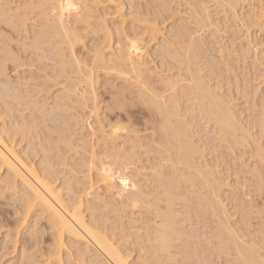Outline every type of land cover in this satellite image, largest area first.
I'll list each match as a JSON object with an SVG mask.
<instances>
[{"label":"bare ground","instance_id":"6f19581e","mask_svg":"<svg viewBox=\"0 0 264 264\" xmlns=\"http://www.w3.org/2000/svg\"><path fill=\"white\" fill-rule=\"evenodd\" d=\"M207 1L0 0V264H216V259L221 260L220 264H264V251L260 253L257 240L245 245L246 231L253 228L250 209L258 198L262 202L257 207L264 211V100L258 104L260 111L258 116L255 115L254 125L244 124L254 126L247 129L241 124L243 121L238 122L239 110L236 112L237 109L234 111L229 106L237 96L231 97L232 100L224 98L226 95L220 96L218 88L216 94L211 90L216 86L211 88L208 85L212 80L207 84L199 75L201 67L196 65L197 58H203L209 49L205 42L208 37L203 34L218 35L222 31L220 26H224L221 20L217 21L218 18L211 20L213 6L210 12L209 2L226 5L229 17L238 26L264 30V0H255L256 5L246 11V18L239 17L244 14H241L245 8L240 7L242 0ZM223 8L221 6L222 15ZM216 13L215 16L220 15ZM29 21H32L31 31L38 28L33 31L32 41L26 35ZM81 30L89 44L86 59L83 54L78 57L81 53L76 55L75 51L84 38L79 34ZM214 37L211 39L215 42ZM243 37L240 36L241 41L246 39ZM255 42L248 38L245 46H238L242 48L241 54L259 51L250 60L261 69L264 50L259 48L263 43L260 40ZM42 61L53 64L54 68L46 65L53 69L51 75L43 72L44 68L47 70L46 66L38 70V62ZM226 67L224 70L229 72ZM174 70L176 75L172 73ZM212 70L211 74L220 79V74ZM25 71H29V77H25ZM218 72L223 73L221 69ZM59 77L65 80L51 84L59 88L54 101L48 98L54 102L51 106L45 98H40V93L49 87L45 88V82L52 78L58 81ZM39 78L43 80L41 84L34 81L40 83ZM30 79L37 84H30ZM26 82L30 84V92ZM100 88L103 91L98 93ZM186 96L196 105L198 110L195 111L199 115L202 113L203 118L205 116L203 129L208 127L213 132L207 134L204 132L206 128L199 131L195 126L198 129L196 134L204 132L211 136L216 131L217 138L213 135L218 139L216 141L236 146L239 154L232 158L236 157L241 162L236 160L237 164L244 169L237 170L247 175V182L251 180V183L242 185L240 178L242 187L238 188L241 190L236 191L235 185L231 186L234 191L228 187L233 193L229 199L228 194L225 196L227 202L221 199L218 190L227 183L215 185L216 180L224 179L217 178L214 171L219 166L214 165V159H205L211 141L204 144L208 143L206 134L200 137L207 141L199 139L195 131L192 134L189 127H194L190 124L194 117L188 123L184 119L188 113H182L185 117L179 110V103L182 104ZM88 101L91 102L90 108ZM105 101V107L100 108V103ZM46 102L52 108H47ZM77 104L82 115L70 113L76 112L74 105ZM20 108L36 112L44 126L51 123L50 128L41 124L44 129L39 132L43 134V143L42 139L38 140V144L41 143L37 145L39 149L34 144L37 142L35 130L33 139H29L27 135L32 131L28 133L23 128L20 131L18 125H14L16 121L12 123L9 119L8 114H14ZM246 110L249 112L250 109ZM57 111L65 116L59 113L56 119L54 112L57 114ZM28 125L32 126L31 121ZM45 128L49 132H44ZM252 128L257 129L254 134L249 133ZM50 132L58 134L55 136L58 138L49 137ZM16 135H20V139H15ZM193 135L200 142L194 141ZM202 147L207 148L204 151ZM233 150L236 149L230 151ZM216 152L217 149L212 154L216 156ZM222 154L218 157L219 165L221 161L233 160L224 157L221 160ZM229 161L224 162L226 168L231 164ZM236 175L239 178L240 175ZM234 192L240 197L234 196ZM199 212L206 215L205 222L200 219L203 215L200 216ZM257 214L255 212V218L260 217ZM235 215L239 219L237 223L233 222L236 219L232 221ZM261 219L258 230L262 234L259 238L263 239L264 217ZM239 230L246 232L245 237L239 236ZM231 254L233 259L229 258Z\"/></svg>","mask_w":264,"mask_h":264},{"label":"rangeland","instance_id":"374dc122","mask_svg":"<svg viewBox=\"0 0 264 264\" xmlns=\"http://www.w3.org/2000/svg\"><path fill=\"white\" fill-rule=\"evenodd\" d=\"M8 1H10V0H8ZM209 1H210V0H209ZM209 1H207V2H209ZM217 1H219V0H217ZM250 1H251V2H250ZM254 1H255V0H247L248 3H246V0H242V1H241V5H240V7H241V8H242V7H245V8H244V11H242L241 14L244 13L245 15L242 14V16H239V17H241V18H243V17H245V16L247 17L248 14L246 13V11H248V10L251 8V5H253V4L256 5V1H255V2H254ZM214 2H215V1H214ZM244 2H245V3H244ZM211 3H212V1L208 3V4L210 5V9H209V11H210V12H211L212 10L214 11V10H215L214 8H217L218 13H220V15H221V16H220L218 13H216L217 11H214V12L216 13V15L218 14L217 16H220V17H217V16H215V13H213V11H212L211 14H210V16H211V20H216L217 18H218L217 21H218V20H221L222 22L220 21V23L224 25V26H223L224 28L220 26V29H221L222 31H224V32L220 31V32H222V33L218 32V35H217V33H216L215 35H216L218 38H217V37L215 38V37H214L215 35L212 36L210 33H209V34H208V33H205V35L203 34V37H204V36H207V37H208V39L205 37V38H204V41L207 39L205 42L207 43L209 49L207 48L208 50H206V51H207V52H206L207 55L204 54L203 58H201V56L198 57L200 60L197 58V60L200 62V63H199V62H197V63L201 65V66H200V65L198 66V64H196L198 68L201 67V69H200V72H201V73L199 72V73H200L199 75L202 76V78L205 79V81L207 82V84H208V81L210 82V81L212 80V81L210 82V84H208V85H210L211 88H213L212 85H214V87L216 86L215 89H214V88L211 89V90H213V91L215 90V91H216V92H215L216 94H217V92L219 91V95H220V96H225V95H226L227 97L225 96L224 98H230V99H231V97H232V99H233L234 97L237 96V99H236V98L233 99V100H235L234 102H233L232 99H231L232 101L230 100V101L232 102V104H230L231 102L229 101V104H230L229 106H230L231 108H233L234 111H236V109H237L236 112H238V110H239V113L242 112L241 115H240L239 113L237 114L238 122H239V121H241V122L243 121V123L239 122V123H241L242 125H244V124L248 125V123H251L252 125H254V121L257 120V118H256L255 115L258 116V114H259L258 111H260V106H258V104L260 105L261 101L263 102V100H264V96H263V95H264V94H263V93H264V77H263V76H264V75H263V74H264V72H263V71H264V70H263V69H264V68H263L264 66H262L261 69H260V66H255V64L252 63V62H254V60H250V59H254V55L257 54V53H259V51H256V52H255V51H254V52L252 51L253 53L250 51L248 54L242 52V54H241V52H240L241 50H240V49H242V48H240V46H238V45H241V46L244 45V46H245L246 41H247L248 38H249V40H252L253 42H255V41L258 42V41L260 40V41H262L263 44H262L261 48H259V49H260V51H261L262 49L264 50V42H263V41H264V40H263L264 38H262V37H264V30L261 29V30H262V31H261V30H259L258 27H256L257 29H254L255 27H250V28L248 27L247 29H248V30L250 29V30L248 31L247 29H245L246 27H243V26L240 27L241 25L238 26L237 23L235 24V22H233L234 19H232L231 16L229 17V11H227L228 9H227V10L225 9V8H226V5L224 6V4H220V3H218L219 5H218V4H215V5H216V6H215V5H213L214 3H213V4H211ZM215 3H216V2H215ZM243 3H244V4H243ZM251 3H252V4H251ZM246 4H247V6H246ZM248 4H250V5H248ZM11 6H14V4H12ZM212 6H213L214 8H213ZM221 6L224 7L223 10L225 9V10H224V13H223L224 16L221 14V10H222V9H221ZM211 7H212V10H211ZM218 7H220V8H218ZM248 7H249V8H248ZM227 8H229V7L227 6ZM238 8H239V7H238ZM219 9H220V12H219ZM225 11L228 12V13H226ZM222 12H223V11H222ZM225 13L227 14V16H226ZM239 13H240V11H239ZM213 15H214V16H213ZM249 16H251V14H250ZM222 17H223V20H222ZM246 17H245V18H246ZM225 18H226L227 20H226ZM251 18H253V17L251 16ZM224 19H225V20H224ZM230 19H231V20H230ZM228 20H229V21H228ZM31 22H32V21H29V22L26 23V28L29 29V30H27V31H29V32H28V34H26V35H27V37H30V38H29L30 41H32L31 39H32V36H33V31L35 30L34 28H33V31L30 30V29H32V24H31ZM224 22H225V24H224ZM221 24H220V25H221ZM226 24H227L228 26H227ZM232 24H233V25H232ZM30 25H31V26H30ZM36 25H37V24H36ZM225 25H226V27H225ZM236 25H237V26H236ZM235 26L238 27V28L236 29ZM225 28H226V29H225ZM233 28H234V29H233ZM223 29H224V30H223ZM229 29H230V30H229ZM244 29H245V30H244ZM36 30H38V28H37ZM36 30H35V31H36ZM225 30H226V31H225ZM241 30H242V31H241ZM246 30H247V31H246ZM257 30H259V31H257ZM35 31H34V32H35ZM227 31H228V32H227ZM233 31H234V32H233ZM237 31H238V32H237ZM245 31H246V32H245ZM260 31H261V32H260ZM79 32H80L79 34H80L81 36H83V35L85 34L82 30L79 31ZM244 32L247 33V34H245ZM259 32H260V33H259ZM230 33H231V34H230ZM242 33H243V34H242ZM262 33H263V34H262ZM206 34H207V35H206ZM219 34H220V35H219ZM223 34H224V35H223ZM227 34H228V35H227ZM255 34H257L258 36H256ZM28 35H29V36H28ZM209 35H211V36L209 37ZM226 35H227V36H226ZM245 35H246V36H245ZM247 35H249V36H247ZM84 36H85V35H84ZM84 36H83V37H84ZM219 36H220L221 38H220ZM222 36L225 38L224 40L222 39V38H223ZM240 36H241V38H242V36H244L243 38L246 37V39H244V41H241V40H243V39H241ZM211 37H214V38H215V42H214V39H211ZM251 37H252V38H251ZM209 38H210V39H209ZM230 38L232 39L233 42L231 41ZM259 38H260V39H259ZM217 39H219L220 42H219ZM228 39H229V40H228ZM240 39H241V40H240ZM253 39H254V40H253ZM255 39H256V40H255ZM261 39H262V40H261ZM29 40H28L27 42H30ZM83 40H84V41H83ZM83 40H82L81 43H82V44H83V43H86V44H87V41H86V38H85V37L83 38ZM216 40H217V41H216ZM212 41H213V42H212ZM239 41H240V42H239ZM208 42H209V43L211 42V44H208ZM227 42H228V43L230 42L231 44H230V43L228 44ZM237 42H239V43H237ZM244 42H245V44H244ZM216 43H217V44H216ZM221 43H222V44H221ZM224 43H225L226 45H225ZM255 43H256V42H255ZM82 44H79V45H77V47H75V48H76V50H75V51H76V55H78V53H79V54L81 53L80 55H78V57H79V56L81 57L82 54H83L82 57H85V53L87 52L86 49H87V47H88L89 44H87V45H85V44L82 45ZM232 44H233V46H232ZM253 44H254V43H253ZM211 45H212V46H211ZM215 45H216L217 47H216ZM219 45H221V46H219ZM228 45H230V46H228ZM223 46H224V47H223ZM83 47H84V48L86 47V48L84 49ZM211 47H213L214 50H213V48H211ZM220 47H221V48H220ZM226 47H228V48H226ZM232 47H233V48H232ZM82 48H83V50H82ZM219 48H220L221 50H220ZM236 48H237V49H236ZM222 49H224V50H222ZM225 49H226V50H225ZM227 49H228V50H227ZM231 49H232V51H231ZM210 50H211L212 52H211ZM216 50H217V52H216ZM80 51H81V52H80ZM83 51H84V52H83ZM213 51H214V52H213ZM218 51H219V52H218ZM224 51H225V52H224ZM228 51L231 52V53L228 54ZM233 51H235V55H234V56H233V54H234ZM237 51H239V52H237ZM82 52H83V53H82ZM209 52H210L211 54H209ZM218 53H220V55H219L220 58L218 57ZM225 53H226V55H225ZM236 53H238V54H236ZM215 54H216L217 56H216ZM239 54H240V55H239ZM221 55H223V56H221ZM227 55H230V56H229L230 58H229V57H226ZM241 55H243V56L241 57ZM246 55H247V56H246ZM248 55H249V56H248ZM252 55H253V56H252ZM238 56H239V57H238ZM86 57H87V55H86ZM86 57H85V59H86ZM205 57H206V59H205ZM214 57H215V58H214ZM217 57H218V58H217ZM235 57H236V58L238 57V58L241 59V60H239L238 58H237V60H236ZM240 57H241V58H240ZM243 57H244V58H243ZM212 58H213V60H212ZM201 59H202V60H201ZM207 59H208V60H207ZM215 59H217V60L219 59V60L217 61V60H215ZM223 59H224V60H223ZM242 59H243V60H242ZM245 59H246V60H245ZM206 60H207V61H206ZM210 60H211V61H210ZM249 60H250V61H249ZM213 61H214V62H213ZM223 61H224V63H223ZM226 61H227V62H226ZM233 61H238V62H233ZM242 61H243V63H242ZM244 61H245V62H244ZM251 61H252V62H251ZM47 62L49 63L50 61H46V63H45V61H42V63L38 62V63H39L38 65H40V68H41V67L44 68L46 65H48V66H50V67H51V65L53 66V64L50 65V63L48 64ZM202 62H203V63H202ZM206 62H207V63H206ZM209 62H210V63H209ZM216 62H218V63H216ZM240 62H241V63H240ZM247 62H248V63H247ZM205 63H206V65H204ZM213 63H215V64H213ZM235 63H238V64L234 65ZM42 64H44V65L42 66ZM202 64H203V66H202ZM209 64H210V66H209ZM217 64H218V65H217ZM219 64H220V66H219ZM230 64H231V65H230ZM248 64H249L250 66H249ZM252 64H253V66H252ZM151 65L154 66L153 63H152ZM213 65L215 66L214 68H213ZM223 65H225V66H223ZM226 65H227V67H226ZM228 65H229V66H228ZM238 65H239V67H236V66H238ZM247 65H248V66H247ZM9 66H10V65H9ZM36 66H37V64H36ZM48 66H46L47 70L44 68V70H46V72H45L44 70H43V72H44V73H49V74H50L51 71H53V69L51 70ZM155 66H156V65H155ZM211 66H212V68H211ZM217 66H218V67H217ZM234 66H235V67H234ZM240 66H241V67H240ZM246 66H247V67H246ZM251 66H252V67H251ZM27 67H28V66H27ZM27 67H25L26 69H25L24 67H22V68H23L24 70H28L29 68L27 69ZM206 67H207L208 69H207ZM222 67H223V69H222ZM225 67H226V70L229 71V72H226V71L224 70ZM230 67H231V70H230ZM244 67L246 68L245 71H244V69H245ZM248 67H250V68H248ZM256 67H257V68H256ZM22 68H21V69H22ZM37 68H38V70H42V68L40 69L38 66H37ZM48 68H49V70H48ZM51 68H54V66L51 67ZM204 68H205V70H202V69H204ZM209 68H211V69L209 70ZM217 68H218L219 70H218ZM262 68H263V69H262ZM23 69H22V70H23ZM158 69H159V68H158ZM212 69H214V70H212ZM220 69L223 71V73H224V71H225V73L223 74V73L218 72V71H220ZM228 69H229V70H228ZM235 69H236V70H235ZM247 69H248V70H251V72H252V71H253V72L251 73V72L248 71ZM255 69H257V70H256V73L254 72ZM22 70H19V71H22ZM159 70H161V69H159ZM159 70H157V71H159ZM201 70H202V71H201ZM211 70H212V71H217V75L220 74L221 78L217 80V78H215L216 74H215V76L212 75L211 72H210ZM232 70H233V71H232ZM258 70H259V71H258ZM261 70H262V72H261ZM49 71H50V72H49ZM174 71H175V70H174ZM206 71H207L208 73H207ZM25 72H26V73H25V77H27V76L29 77V74H28L29 71H25ZM159 72H160V71H159ZM202 72H204V73H202ZM230 72H231V73H230ZM237 72H238V73H237ZM246 72H247V73H246ZM248 72H249V73H248ZM40 73H42V72H40ZM40 73H39V74H40ZM172 73L176 75V71H175V73H174V72H172ZM235 73H237V74H235ZM27 74H28V75H27ZM42 74H43V73H42ZM42 74L40 75V77L42 76ZM206 74H207V75H206ZM209 74H211V75H209ZM221 74L224 76V78H223V76H222ZM225 74H226V75H225ZM231 74H232V75H231ZM234 74H235V75H234ZM240 74H241V75H240ZM245 74H246V75H245ZM247 74H248V75H247ZM252 74H253V75H252ZM254 74H257V75H254ZM258 74H260V75H258ZM261 74H262V75H261ZM50 75H51V74H50ZM208 76L211 77L212 79L209 78ZM228 76H229V77H228ZM239 76H240V77H239ZM244 76H245V77H244ZM251 76H252V77H251ZM254 76H256V77H254ZM257 76H258V78H257ZM176 77H177V76H175V78H176ZM205 77H206V78H205ZM236 77H237L238 79H237ZM247 77H249V78H247ZM259 77H261V79H259ZM62 78H63V77H61V79H60V77H59L58 81H57V78H56V80L52 78V80L49 81L48 83L45 82V85H46L45 88H47V87L49 86V87H48L49 89L47 88V89H45V91H44V89H42L44 92L42 91L41 93H46V95H48L47 98H46L45 94H41V93H40L41 96L39 95L40 98L42 97V98H45L47 102L49 101V105L52 104L51 106H53V104H54V102H53V101H54V100H53V99H54V98H53L54 95H57V93L55 94V92L59 89L58 86H57V88H55V85H54V86H52V85H53V83L55 84L54 81H56V82H60V81L63 82V81L65 80V78H63V79H62ZM207 78H209L210 80L207 79ZM213 78H214V79H213ZM39 79L41 80V78H39ZM42 79H43V78H42ZM176 79H181V78H180V77H179V78L177 77ZM215 79H216V81H215ZM235 79H236V80H235ZM239 79H240V80H239ZM244 79H245V80H244ZM262 79H263V80H262ZM30 80H31V82H29ZM30 80L27 81V82H29L30 84H33V83H34V82H32L33 79H30ZM101 80L103 81V78H102ZM101 80H100V81H101ZM220 80H221V81L223 80V81L221 82ZM226 80H227V81H230V82H231L232 80H234V81H232L231 83H230V82L227 83ZM237 80H238V81H237ZM242 80H243V81H242ZM248 80H249V81H248ZM34 81H38L37 83H38V84H41V82H42L43 80H41L40 83H39V80H34ZM213 81H214V83L217 84V85H215V84L213 83ZM218 81H219L220 83H219ZM236 81H237V82H236ZM27 82H26V84L28 85V87H27L26 85H25V86H26L27 89H28V88L30 87V84H28ZM225 82H226V83H225ZM240 82H241V84H240ZM243 82H244V83H243ZM245 82H246V84H245ZM260 82H261V83H260ZM37 83L35 82L34 84H37ZM49 83H50V84H49ZM116 83H117V82H116ZM116 83H115V84H116ZM180 83H181V84H184L185 82H183V83L180 82ZM218 83L221 84V85H219ZM236 83H237L238 85H237ZM249 83H250V85H249ZM259 83H260V84H259ZM51 84H52V85H51ZM63 85H64V84H63ZM224 85H225V86H224ZM227 85H228V86L230 85L229 88H228ZM244 85H245V86H244ZM246 85H247V88H245ZM248 85H249V87H248ZM256 85H257V86H256ZM238 86H239L240 88H238ZM241 86H242V87H241ZM251 86H252V87H251ZM255 86H256V87H255ZM258 86H259V87H258ZM51 87H54V88H52V89H53L52 91H51ZM222 87H223V88H222ZM234 87H235L236 89H235ZM257 87H258V88H257ZM32 88H33V87H32ZM217 88H218V91L216 90ZM220 88H221L222 90H221ZM233 88H234V89H233ZM250 88H251V89H250ZM255 88H257V89H255ZM24 89H26V88H24ZM101 89H102V88L98 89L99 91H97V92H98V93H101V91H103V90H101ZM108 89H109V88H108ZM219 89H220V90H219ZM226 89H227V90H226ZM229 89H230V90H229ZM231 89H232V90H231ZM244 89H245V90H244ZM246 89H247V90H246ZM28 90H29V92H30L31 89H28ZM48 90H50L52 94H51L50 91H48ZM100 90H101V91H100ZM237 90H238V93L240 92V95H239L238 93L236 94ZM242 90H244L245 92H244V91L242 92ZM254 90H255V91H254ZM257 90H258L259 92H258ZM47 91H48L51 95H50ZM223 91H224V92H223ZM225 91H227V92H225ZM232 91H234V92H232ZM246 91H247V92H246ZM256 91H257V92H256ZM53 92H54V93H53ZM221 92H223V93H221ZM231 92H232V93H231ZM253 92H254V93H253ZM255 92H256V94H255ZM47 93H48V94H47ZM220 93H221V94H220ZM225 93H226V94H225ZM228 93H229V94H228ZM241 93H242L243 95H245L246 98H245V96L241 95ZM245 93H246V94H245ZM222 94H223V95H222ZM230 94H232V95H230ZM235 94H236V95H235ZM247 94H248V95H247ZM253 94H254V96H253ZM43 95H44V96H43ZM258 95H259L260 97H259ZM49 96H51V97H49ZM229 96H230V97H229ZM248 96H249V97H248ZM261 96H262V97H261ZM238 97H240V98H238ZM241 97H242V98H241ZM247 97H248V99H247ZM40 98H39V99H40ZM48 98H50V99L52 98L53 101H52V100L50 101V99H48ZM244 98L247 99V101H249V102H246V100H245ZM252 98L254 99V100H253L254 102L252 101ZM47 99H48V100H47ZM105 99H106V97H105ZM186 99H187V100L189 99V101H187ZM241 99H242V100H241ZM250 99H251V101H250ZM257 99H258V101H257ZM40 100H42V99H40ZM183 100H184L186 103H185ZM228 100H229V99H228ZM237 100H238V102H237ZM239 100H240V101H239ZM243 100H245V101H243ZM259 100H260V101H259ZM106 101H107V99H106ZM106 101H105L104 103H100L101 105H99V107H100V108H101V107H105V103H106ZM47 102H46V103H47ZM52 102H53V103H52ZM56 102H57V101H56ZM182 102L184 103V104L182 103L183 105L181 104V101H180V103H179V104H180V105H179V110H180V112H181V115L185 114V112H186V114L188 113V114L186 115L187 117H186L185 115H183V116L186 117V118H184V119H186V120L188 121V123H189V121H191V119L193 120V117H194V120L196 121V124H195V123L193 124V121H194V120L190 122V124H191L192 126H194V127H189L190 130H191V132H192V134L194 133L193 131H195L194 134L197 135V136L199 137V139H200L201 137L205 136L206 133L208 134L210 131H209V129H207L208 127H205V126H207V124L204 126V127L206 128V130H205V128L203 129V124L206 123L205 116H204V118H203L202 113H200V115H199L198 112H196L198 109L195 108L196 105L194 104V102L190 101V97L188 98V97L186 96L185 99H182ZM242 102H243V103H242ZM252 102H253L255 105L253 104V106H252ZM258 102H259V103H258ZM188 103H189V105H188ZM244 103H245V104H244ZM250 103H251V104H250ZM87 104H88V106H89V108H90V106H91V102L88 101ZM191 104H192V105L194 104V105L192 106ZM256 104H257V105H256ZM46 105H47L46 107L48 108V107H49L48 103H47ZM102 105H103V106H102ZM186 105H187L189 108L186 107ZM235 105L238 106L239 108H238V107H235ZM248 105H250L251 108H250ZM51 106L49 107V109L52 108ZM75 106H76L77 108H76ZM180 106H182V107H180ZM232 106H233V107H232ZM241 106H242V107H241ZM246 106L249 107V108H245ZM254 106H255V107H254ZM256 106H257V107H256ZM74 107L76 108V112L74 113V112L71 110L73 113H72V112H70V113H71V114H77V113H78L77 115H82V114H80V112H79V111H80V107L78 106V104H77V105H74ZM190 107H191L192 109H191ZM75 108H74L73 110H75ZM78 108H79V109H78ZM181 108H182V109H181ZM240 108H242V109H240ZM253 108H254V110H253ZM255 108H258V110H257V109L255 110ZM184 109H185V111H184ZM189 109H190V111H189ZM196 109H197V110H196ZM244 109H245V110H246V109H248V110L250 109V110H249V112H247V110H246V114H244V113H245ZM251 109H252V110H251ZM21 110H22V111H21ZM23 110H24L25 113H27V114H25ZM28 110H29V109H28ZM28 110H27V109H24V108H22V109L20 108V110H18L17 112H13L14 114H11V115L8 114V116H9L10 121H12V123H14V121H16V123H15L14 125L17 124L19 130H20V129L22 130V128H23V130L28 131V133H30L31 131L33 132V133L31 132L32 135L30 134L31 137H30L29 134L27 135V137H28L29 139H30V138L33 139L32 136L35 134V133H34V130H35L36 134H35V136H34V137H35L34 139H35V141L37 140V142L34 143V144L36 145L37 149H39L40 146H39V148H38L37 145H39V144H41V143L38 144V142L41 141V139H42V143H43V138H42V135H43V134H41V132H39V131H42V128L44 129V127H45L46 125L44 126V124L41 123V122H43V121H41L42 118L39 119L40 116L37 115L36 112L31 113V111L29 112ZM195 110H196V111H195ZM20 111H21V114H19ZM183 111H184V112H183ZM188 111H189V112H188ZM191 111H192V112H191ZM193 111H194V113H193ZM240 111H241V112H240ZM252 111H253V114H252ZM28 112H29V113H28ZM57 112H58V113H57L58 115L55 114L56 112H54V115H56V116H54V117H56V119H58L57 116H59V113H60L59 111H57ZM243 112H244V113H243ZM15 113H17V114L15 115ZM34 113H35V114H34ZM182 113H183V114H182ZM192 113H193V114H192ZM196 113L199 115V117H200L201 119H200V118L198 119V115H197ZM30 114H33V115H30ZM62 114H63V113H62ZM195 114H196V115H195ZM24 115H25V116H24ZM26 115H28V116H26ZM29 115L31 116V118H29V117H30ZM60 115H61V113H60ZM193 115H195V116H193ZM238 115H239V116H238ZM244 115H246V117H248L247 120H246V117H245ZM250 115H251L252 117H251ZM16 116H17V117H16ZM19 116H22V117L19 118ZM32 116H34V118H33ZM61 116H65V115L63 114V115H61ZM66 116H67V115H66ZM190 116H191L192 118H191ZM249 116H250V117H249ZM12 117H15V118H12ZM23 117H24V118H23ZM36 117H38V119H37ZM188 117H189L190 120L188 119ZM240 117H241V118H240ZM244 117H245V118H244ZM253 117H254V118H253ZM16 118H17V120H16ZM18 118H19V119H18ZM21 118H22V120H21ZM26 118H27V120H25ZM35 118H36L37 120H36ZM66 118H67V117H66ZM195 118H197V119H195ZM9 119L7 118V120H9ZM13 119H14V120H13ZM29 119H30V120H29ZM78 119L80 120V118H78ZM78 119H77V120H78ZM203 119H204V122L201 121V120H203ZM241 119H243V120H241ZM249 119H250V120H249ZM252 119H253V120H252ZM255 119H256V120H255ZM39 120H40V122L37 123V121H39ZM79 120H78V121H79ZM248 120H249V121H248ZM17 121H18V122H17ZM24 121H25V122H24ZM26 121H28L29 123H27ZM30 121H31V123H32V126L28 125V124H30ZM32 121H33V122H32ZM81 121H83V120L81 119ZM81 121H80V122H81ZM195 121H194V122H195ZM197 121H198V122H197ZM250 121H252V122H250ZM202 122H203V123H202ZM0 123H1V122H0ZM35 123H36V124H35ZM46 123H47V122H46ZM81 123H82V122H81ZM81 123H79V125H81ZM19 124H20V125H19ZM24 124H25V125L27 124V125L25 126ZM33 124H34V125H33ZM38 124H40V125L42 124L44 127H42V125L40 126V125H38ZM48 124H49V123H48ZM53 124H54V123H53ZM53 124H52V127H54ZM190 124H189V125H190ZM197 124H199V126H197ZM251 124H249L248 127L245 126V125H244V126L248 129L249 127L252 126ZM35 125H37V126H35ZM191 125H190V126H191ZM250 125H251V126H250ZM33 126H34V127H33ZM38 126H40V127H38ZM48 126H51V123H50V125H47L46 127H48ZM195 126L199 128V131H203V130H205L204 132H206V133L201 132V133H202V134L200 133L201 135H200V134H196V131H197L198 129L195 128ZM20 127H21V128H20ZM25 127H26V128H25ZM27 127H30V128L28 129ZM31 127H32V129H31ZM35 127H37V128H35ZM52 127H51V128H52ZM201 127H202V128H201ZM252 127H254V126H252ZM15 128H16V127H15ZM24 128H25V129H24ZM33 128H34V129H33ZM48 128H50V127H48ZM54 128H55V127H54ZM54 128H53V130H54ZM138 128H140V127H138ZM193 128H195V129H193ZM16 129H17V128H16ZM18 129H17V130H18ZM39 129H40V130H39ZM46 129H47V128H45V131H44V130H43V131H44V132H49V131H47ZM55 129H56V128H55ZM140 129H141V128H140ZM200 129H202V130H200ZM19 130H18V132L21 131V130H20V131H19ZM48 130H49V129H48ZM56 130H57V129H56ZM249 130H250V131H249ZM249 130H248V131H249V133H251V134H252V133L254 134V133L257 131L256 128H252V130H251V129H249ZM29 131H30V132H29ZM37 131H38L40 134L37 133ZM54 131H55V130H54ZM44 132H42V133H44ZM215 132H216V131H214V134H213V135H214V137L217 138V135L215 136V134H216ZM50 133H51V132H50ZM203 133H204V135H203ZM210 133L212 134L213 132L211 131ZM19 134H20V133H19ZM37 134H38V137H37L38 139L36 138ZM46 134H47V133H46ZM48 134H49V133H48ZM207 134H206V135H207ZM52 135H53V136H52ZM195 135H193V136H195ZM213 135L210 136V134H209V135H207V136H209V137L205 136L206 139H208V143H207V142H206V143L204 142V141H207V140L204 139L205 137H204V138H201V140H202V139L204 140V141H202V142H204V144H209V142L211 141L210 144L207 146V147H209V148L205 147V148H207L208 150L206 149V151H205V148H203V147H202V148H203L204 151L206 152L205 154H208L207 157H205L206 161H208V160H210V159L212 158V159L215 160L214 165H215V166L217 165V167L219 166L218 168L215 167L216 169L214 168V171L216 170L215 172H216V174H218V175H217V176H218L217 178H219V179H222V177L224 178V179L220 180L221 183H220L219 180H218L219 182L216 180L215 185H217V186L220 185V184H224V185H226V183H227L226 186H222V185H221V188H220V186H219V188L217 187L218 190H220V191H219V194H220V195L222 194V195H221V199H222V200H225V202H227V200H226L227 197H228V199L230 198V196L232 197L231 193H233L232 191H234V190H232V189H233V188L231 187L232 185H233V186H234V185H235V186L238 185V186H236V187L234 186V189L237 191V190L239 189L238 187H240V186L242 187V185H247V184L251 183V180H249V181H248L249 183H248L247 180H246V179H248V178H247V175H246V174H245V175H242L243 173L241 174V173L237 170V169H239V170H244V169H243L239 164H237L236 160L238 161V159H236V157H235V158H232V157H234V154H236V153L239 154V151L237 150L236 146L233 147L232 144L230 145L228 142L223 143V141L221 142L220 140H219V141H216V140H218V139L214 138ZM50 136H51V138H52V137H54V138H58V137H55V136H58V134L55 135V134H52V133H51V134H49V137H50ZM59 136H61V134H60ZM197 136L193 137V138H194L193 140L196 141V142L199 141V139H198ZM200 136H201V137H200ZM15 137H16L15 139H20V138H19L20 135H19V136L16 135ZM211 137H212V140H210ZM196 139H198V140H196ZM38 140H39V141H38ZM33 142H34V140H33ZM57 142H59V140H57ZM199 142H200V141H199ZM214 142H215V143L217 142L216 145H214ZM218 142H221V143H218ZM211 143H213V145H212ZM222 143H223V145H222ZM57 144H59V143H57ZM218 145H219V148H217ZM210 146H211V147L214 146L213 148L216 147V149H217V151H218V152H216V153H217L216 156H215V154H212L213 152L216 151V149L214 150L213 148H211V149H213V152L211 153L210 151H212V150L210 149ZM220 146H221V147H220ZM223 146H224V147H223ZM229 146H232V147H233L232 149H236V150H233V151L231 152L230 150H232V149H231V147H230V150H229ZM224 149H226V150L228 149V150H227V151H224ZM207 151H208V152H207ZM228 151H229V152H228ZM235 151H236V152H235ZM220 152H221V153L223 152V154H222V156H221V157H222L221 160H224V158H225V160H226V159H227V160H228V159H230V160L233 159V160L235 161V162H234V161L232 160V161L234 162V163H233L232 161H229V160H228L229 163H231V164H229L230 167H229V165L227 164V168H228V167L230 168L229 170L226 168V163H227L228 161H221L222 164H223L224 162H226V163H224L225 167H224L222 164L219 165V164H220V163H219V162H220L219 154H221ZM225 152H226V153H225ZM209 153H211L210 156H209ZM218 153H219V154H218ZM227 153H228V156H229V157L227 156ZM205 154L203 153V155H205ZM224 154H225V156H224ZM237 154H236V155H237ZM213 156H214V157H213ZM215 157H216V158H215ZM218 157H219V158H218ZM223 157H224V158H223ZM226 157H227V158H226ZM230 157H231V158H230ZM205 159H204V161H205ZM217 159H218V160H217ZM214 160H213V162H214ZM201 161H202V160H201ZM216 161H217V162H216ZM202 162H203V161H202ZM238 162H240V161H238ZM217 163H218V164H217ZM232 163H233V164H232ZM240 164H241V162H240ZM233 166H234L235 168H234ZM236 166H237V167H236ZM239 166H240V167H239ZM232 167H233V168H232ZM238 167H239V168H238ZM219 168H220V169H219ZM240 168H241V169H240ZM222 169H224V170H222ZM231 169H232V170H231ZM233 169H234V170H233ZM218 170H219L220 172H222V175H221V173H220ZM221 170H222V171H221ZM225 170H227V172H225ZM236 171H237V172H236ZM232 172H233L234 174H233ZM238 172H239V173H238ZM219 173H220V174H219ZM224 173H226V174L224 175ZM236 174L240 175L239 178H238V176H237ZM223 175H224V176H223ZM232 175H235V176H232ZM215 176H216V175H215ZM219 176H220V177H219ZM241 176H242V177H241ZM244 176H245V177H244ZM229 177H230V178H229ZM235 177H237V178H236V181H235ZM240 178H241V181L243 180V181L241 182L242 185H241V183H240ZM243 178H244V179H243ZM237 180H238V182H237ZM223 181H224V183H223ZM217 182H218V184H216ZM232 182H233V183H232ZM245 182H247V183L245 184ZM230 183H231V184H230ZM238 183H240V184H238ZM228 184H229L230 186H229ZM228 187H229V189L232 188V189H231L232 191H230V190L228 189ZM241 187H240V188H241ZM227 189H228V190H227ZM224 190H225V191H224ZM239 190H241V189H239ZM221 191H222V193H221ZM223 194H224V195H223ZM227 194H228V196H227ZM233 195H234V196L236 195V197H240V196H237V195H238L237 192H234ZM223 196H224V197H223ZM225 196H227V197H225ZM222 197H223L224 199H223ZM258 199H259L260 202L257 200L258 204H257V202L253 203V205H252L253 208L251 207V209H250L251 214H252V215H251V216H252V217H251V218H252V219H251V224H253V225H252L253 228H252V227H251V228H252L254 231L250 228L251 230L246 231V232H248V233H247L248 236L246 235V237H245V234H246L245 231H241V230H239V231H241V232H238V233H239V236H244L246 239H247V238H248V239H251V238H252L251 240H248V239L245 240L244 237H241V238L243 239V241L245 240V243H247V242H248V243H251V242L254 241L253 239H256L258 242H260V243L258 244V242L256 241V243H257V245H258V249L260 248L259 251H260V253H262V252L264 251V248L262 247V246L264 245V242H262V241H264V237H263V239L261 238L262 240L259 238V237H261L260 235H262V234H261L260 231H259V230H260V226H259L260 224H258V223H259L258 221H259L262 217H264V214H263L264 211L262 210L261 207H260L261 210L257 207V205H259V203H260V206H261V202H262L260 198H258ZM194 201H195V200H193V203H194ZM195 202H196V201H195ZM193 203L190 202L189 204L191 205V204H193ZM254 204H256V205H254ZM193 205H195V204H193ZM254 206H256V208H258L259 211H256V210H258V209L255 208V209H256V210H255V209H254ZM199 208H200V207H199ZM199 210H200V209H199ZM199 210H198V208H197V211H199ZM254 210H255V211H254ZM255 212H258L257 215L260 216L261 218H260V217H258V218L256 217V218H255V217H254V216H255ZM259 212H260V213H259ZM199 213H200V212H199ZM193 214H194V213H193ZM199 215H200V216L203 215V216H201V217L199 216V217H200V219L202 220V222H203V221L205 222V220H203V218L206 217V215L203 214V213H200ZM204 215H205V216H204ZM261 215H262V216H261ZM192 217H194V216L192 215ZM235 217H236V218H235ZM259 218H260V219H259ZM235 219H236V220H235ZM233 220H235V221H233ZM238 220H239V219H238ZM238 220H237V215H235V216H234V219H232V221H233V222H236V223H237ZM261 220H262V219H261ZM256 221H257V223H256ZM263 221H264V219H263ZM202 222H201L200 225L203 224ZM252 222H253V223H252ZM254 224H255V226H257V227H255ZM237 226L240 227L239 225H237ZM254 228H255L256 230H255ZM258 229H259V230H258ZM257 230H258L259 232H258ZM251 231H252V232H255V231H256V232H255L256 234H257V233H258V234L260 233L259 235H258V234L256 235V234L254 233V234L256 235V237H257L258 239H260V240H258V239L255 237L254 234H251V233H252ZM249 232H251V233L249 234ZM241 234H243V235H241ZM250 235H251V236H250ZM253 235H254V236H253ZM252 236H253V237H252ZM250 241H251V242H250ZM261 242H262V244H261ZM245 243H244V244H245ZM248 243L245 244V245H248ZM257 245H256V246H257ZM261 249H262V250H261ZM261 251H262V252H261ZM231 257H233L232 254H231V256H230L229 258H230V259H233V258H231ZM219 261L221 262V260H217V259H216V260H215V263L217 264ZM220 262H219V264H220Z\"/></svg>","mask_w":264,"mask_h":264}]
</instances>
